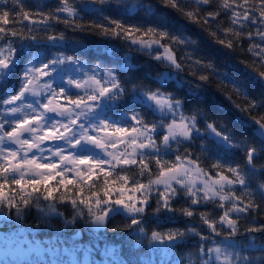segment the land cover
<instances>
[{
	"label": "snow or ice",
	"instance_id": "1",
	"mask_svg": "<svg viewBox=\"0 0 264 264\" xmlns=\"http://www.w3.org/2000/svg\"><path fill=\"white\" fill-rule=\"evenodd\" d=\"M113 4L127 7L122 0H53L33 10L30 0H0V207L14 210L16 216L15 222L8 214L0 219V264H128L124 245L101 235L108 231L110 214L119 209L135 217L124 224L125 230L135 226L134 232L153 248V253L144 250L139 255L138 264H165L155 253L172 255L190 235L200 243L188 252L186 264H264V180L260 178L264 164L256 163L264 143L237 141L224 122L205 120L206 129L225 147L242 149L245 160L244 165L213 160L205 166L201 157L208 155L206 145L199 144V154L186 146L196 144L195 137L202 134L200 116L185 114L181 99L159 87L125 85L116 68L89 69L78 55L57 53L47 58L40 50L42 45L67 42L66 33L52 27L63 24L72 32L123 38L137 46L134 51L177 73L190 61L204 70L192 73L200 83L187 82L192 94L215 77L235 93L237 99L225 95L242 114L241 126L250 122L256 140L264 142V0H156V4L142 0L132 6L142 9L145 17L166 19L158 4L199 26L229 54L246 51L251 60L236 59L247 72L248 83L259 86L258 96L250 93L244 79L217 68L212 60L187 50L178 57L179 48L197 43L191 36L182 39L159 24L136 25L112 18L106 9ZM90 14L96 19H86ZM222 17H227V27ZM21 51L32 59L19 70L18 86L9 88L8 78ZM64 65L73 75L57 83L58 67ZM164 76L165 82L171 78ZM125 98L147 105L158 118L145 119L140 111L117 112ZM116 115L119 119H113ZM181 197L183 201L177 202ZM33 200L39 212L59 216L65 229L72 226L74 233L67 238H41L40 225L26 222ZM41 200L48 203L42 206ZM57 203L70 206V218ZM208 204L219 212L203 208ZM146 216L164 221L161 228L166 230L153 229L149 234L143 223ZM180 216L191 221L186 229L175 226ZM78 220L89 226L88 242H82L83 229L75 228ZM192 223L206 227L210 235ZM46 226L54 228L51 223ZM214 237L234 243L221 246ZM240 237L247 238L242 246ZM135 244L139 250L141 239ZM69 254L72 258L66 262ZM174 264H185V258Z\"/></svg>",
	"mask_w": 264,
	"mask_h": 264
},
{
	"label": "trees",
	"instance_id": "2",
	"mask_svg": "<svg viewBox=\"0 0 264 264\" xmlns=\"http://www.w3.org/2000/svg\"><path fill=\"white\" fill-rule=\"evenodd\" d=\"M53 0H30L33 10L40 7H45L51 4ZM142 0H122V4L127 7L113 4L106 9V14L112 18L126 21L129 24L153 26L156 24L167 28L171 33L180 36L182 39L185 35L191 36L197 41L195 45L189 44L187 49L179 48L177 50V56H182L184 51H191L196 57H202L205 60H212L217 68L226 70L237 77L244 79L245 84L248 85L249 91L252 95H259V86H252L248 83L247 72L240 66L236 58H243L251 60V57L247 52L241 53L239 49L231 55L226 50H223L219 46L215 45L212 38L208 34L201 30V28L195 24L188 23L185 20H181L177 17L176 13L170 9H163L158 7V12L166 19H160L157 15L145 17L142 9L138 6L133 8L132 6L139 5ZM146 2V0H144ZM156 4V0H152ZM212 7H215L214 5ZM83 15V14H82ZM86 19L95 20L96 16L89 15ZM27 24V22H23ZM222 24L227 27V17H222ZM20 27L18 23L16 25ZM52 27L58 33L64 31L66 36L69 37L67 42L60 46L42 45L40 50L44 56L51 58L57 53H63L64 55H78L82 61H86L89 68H93L99 65L100 68L107 70L109 68H116L118 70L119 78L125 83V85L132 84H143L144 86L156 89L160 88L164 93H170L175 98L183 101V108L185 114L197 113L200 116L199 126L202 129V134L195 137L196 144H186V146L192 148L194 154H199V144L204 143L206 145L207 157L202 156L201 159L204 161V165H210L213 160H219L225 164H241L244 165V155L242 149H230L224 146V144L218 140V138L206 129L205 120L208 122L216 121L219 125L220 122H224L235 134L237 141L248 140L252 143L260 144L261 141H257L256 137L252 134L251 130L253 125L249 122L247 125L241 126V113H239L232 104L227 100V93H231V88H224L219 85L218 80L213 77L208 84L203 86L195 95L192 94L190 85L187 82L200 83L196 79V75L204 70L192 65L190 61H185V68L183 71L177 73L174 69H169L164 66L162 62L156 61L149 56L143 55L139 52L134 51L137 46L131 45L127 40L121 39H109L101 37L99 35H89L84 33L72 32L66 30L63 24H53ZM76 40L81 43H75ZM244 47H247V41L244 42ZM108 49V51H106ZM35 50V49H34ZM20 59L17 61L16 66L13 68V75L8 78L9 88L18 86L19 70L23 68L24 64L28 60L32 59L31 55L27 52H19ZM126 64L134 65L132 68L123 67ZM167 74L170 79L165 82V76ZM182 81L184 83H182ZM221 88V91L217 89ZM234 99H237L235 93H231ZM238 102L243 104V99H238ZM203 110L201 113L199 110ZM124 111H140L144 115L145 119H157L151 110L145 105H136L133 102L125 98V100L119 102L117 112ZM113 119H119V116H113ZM171 153H166L170 155ZM257 165L264 164V148L261 149V155L256 158ZM251 172V169H247ZM130 175H135L134 170H129ZM252 181V187L256 186V180L249 177ZM260 178L264 180V173H261ZM183 201V197L179 198L177 202ZM35 200H33V206L27 210L26 222L28 224L40 225L39 236L51 237L53 235H60L64 238L69 237L63 235L65 232V226L63 220L59 216L50 214L44 216L43 213L39 212L35 207ZM186 202V201H185ZM41 205L44 206L48 202L43 200L40 201ZM58 210L63 211L66 217H71L72 209L66 204H56ZM203 208L218 213V209H214L212 204L204 205ZM0 214L4 217L5 214L11 215L13 222L16 221L14 210L9 212L6 207H0ZM135 217H127L124 214L118 212L113 213L108 218V231L102 232L101 235L108 241L117 245H124L123 255L128 260V264H138V257L144 251H148V241L143 239L141 235L138 237L135 232L128 233L124 228L125 223H131V220ZM3 219V218H1ZM87 219V217H86ZM195 220V217L193 218ZM264 223V221H261ZM51 223L54 228L47 227L46 224ZM143 223L148 229L149 234L153 229L166 230L161 227L164 221L156 222V218L152 216H146ZM191 221L180 216L176 217V225L178 227L186 229ZM243 225V221L241 222ZM173 226V225H166ZM70 227V226H69ZM192 227H200L202 234L210 235L206 227L198 226L192 223ZM75 228L83 229L85 235L83 236L82 242H88L92 238V234L89 232V226L84 221H77ZM67 230V229H66ZM70 230V229H69ZM135 231V229L133 230ZM109 236V237H107ZM141 239V245L137 250L135 241ZM217 244L225 246L226 243L229 245V241L224 240L221 237L213 238ZM246 237L239 238V244L242 246L246 242ZM264 242V241H261ZM200 243L199 238L195 235H190L185 244L178 245L174 249L173 254L170 255L169 261L165 264H174V261L183 257H186L191 248L198 246ZM234 243V242H233ZM149 252V251H148ZM82 257H80L81 259ZM164 261V260H163Z\"/></svg>",
	"mask_w": 264,
	"mask_h": 264
},
{
	"label": "rangeland",
	"instance_id": "3",
	"mask_svg": "<svg viewBox=\"0 0 264 264\" xmlns=\"http://www.w3.org/2000/svg\"><path fill=\"white\" fill-rule=\"evenodd\" d=\"M88 68H89V67H88ZM89 69H91V68H89ZM58 73H59V75L57 76V83L60 82V78H61V77H63L64 80H67V79L69 78V76L73 75V73L69 70V66H67V65L59 66V67H58ZM76 78H78V79L80 78L79 74H76ZM73 91H75V89H73ZM145 106L148 107L147 105H145ZM148 108L151 110V112H152L154 115H156V114L152 111V109H151L150 107H148ZM156 116H157V115H156ZM118 212L124 214V215L127 216V217H131V216H129L126 212H124L122 209L116 210L114 213H118ZM110 215H111V214H110ZM1 218H4V217H2L1 214H0V219H1ZM131 218H133V217H131ZM69 229H70V227H68L67 230L65 229V231H69ZM135 235L138 237V235H140V234H139V232L137 231V232H135ZM232 243H233V241H229L228 244H232ZM226 245H227V243H226ZM161 247H162V246H160V245H156V246H155V248H157V249H158V248H161ZM148 251H149V253H153V248H150V247L148 246ZM155 255H156L158 261H160V260H164L166 263L169 261V258H170V255L165 257V256H163V254H161V253H155ZM71 258H72V257H71L70 254L64 257V259H65L66 262H67V261H70ZM81 259H83V258H81Z\"/></svg>",
	"mask_w": 264,
	"mask_h": 264
},
{
	"label": "water",
	"instance_id": "4",
	"mask_svg": "<svg viewBox=\"0 0 264 264\" xmlns=\"http://www.w3.org/2000/svg\"><path fill=\"white\" fill-rule=\"evenodd\" d=\"M253 128H254V125H253ZM253 128H252V130H251V132H252V134H253ZM254 135V134H253ZM262 143H264V142H262ZM135 228V226L133 227V229ZM133 229H131L130 231H127V232H131ZM73 230L74 229H72L71 231H69V232H67V233H65L66 235H71L72 233H73Z\"/></svg>",
	"mask_w": 264,
	"mask_h": 264
}]
</instances>
